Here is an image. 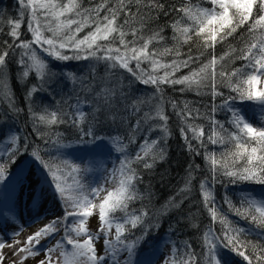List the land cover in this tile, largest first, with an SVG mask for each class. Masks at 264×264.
<instances>
[{
	"label": "snow or ice",
	"instance_id": "obj_1",
	"mask_svg": "<svg viewBox=\"0 0 264 264\" xmlns=\"http://www.w3.org/2000/svg\"><path fill=\"white\" fill-rule=\"evenodd\" d=\"M17 2L20 7L18 18L7 21V27L10 30L6 34L12 43L3 41V46L0 47V86H3L6 77L5 70L13 58L20 68L23 78H27L30 71L34 70L38 74V86L32 85L29 88L25 97L26 104L42 92H48L51 95L49 90L59 87L55 82L57 74L51 72L45 62L35 54L32 48L33 44L39 46L43 53L58 61L103 62L107 65L108 72L117 68L123 69L137 83L155 89V94L145 99L143 96H133L131 85H125L119 79L114 80L109 76L97 78L94 68L91 79L83 76L77 77L70 72L62 74V77L68 82L70 93L68 110H59V116L57 111H52L50 119L46 120L44 116H40L39 121L47 125L67 124L77 130L79 144H95L98 141L103 144L107 141L112 150L119 154L118 166H113L111 169L103 157H94L79 164L67 158H58L57 163L70 167L76 173L83 174V182H78L77 191L79 194L74 197L65 196L66 189L61 186V175H58L62 169L43 159L40 149L35 145L30 146L27 138L24 139L22 146L18 142V135L15 134L0 144V182L5 181L9 176V169L16 163L17 158L27 152L47 172L56 198L61 202L63 209L62 217L53 219L29 235L22 246H20V241H16L15 245H9L13 249L12 256L20 252L27 253V256L21 258L19 264H23V261L28 257H36L40 252H43L45 257L37 259L35 264H59L61 257L63 264H176V254L181 251L179 241H167L165 246L170 251L168 254H162L158 259L145 257L137 259V249L144 241L140 237L129 238L132 235V230L138 226L141 227L145 240L148 238L149 232L157 231L160 228V223H145L146 219L152 220L146 208L129 212V205L134 201H143L151 197V193H148V197H146L144 193L138 191L137 186L143 182L144 177L136 168L132 167L133 163L141 166L144 170H151L158 160L162 161L166 158L165 148L158 147L162 141L164 144L167 143L169 135L168 116L163 107L165 103L162 95L163 85H183L184 87L180 89L181 92L186 88L192 89L194 85L197 90L202 86L208 87L212 103L210 106H206L210 109L205 117L208 119L210 127L207 143L224 145L226 141L231 142L236 151L228 153V155L237 158L233 160V167L238 160L244 161L241 167L236 170H230L227 164H221L215 158V153L207 152L203 128H200V134L197 136L196 129L188 124L189 120L199 119L203 114L198 109L194 114L187 104L180 107L175 101H170L171 108L176 110L175 114L183 124L179 131L181 138L185 141V149L196 156H199L203 150L205 159L209 161L210 178L200 182L199 190L201 202L210 213L213 224L217 220V202L211 195L208 186L214 187L224 178H227L232 185L239 183L264 185V127H254L246 118L241 107L238 106L244 102H251L258 106L257 110L264 121V88L255 87L261 82L260 78L264 76V0H207L212 7L196 8L195 10L192 7L173 9L178 14H182V20L186 18L194 25L191 28H177L176 24L171 26L174 31L172 39L176 44L187 43L192 40V36H196L197 39L203 41L205 47L214 48L216 43H223L238 28L246 24L250 32L258 30L261 33L257 42L250 43L241 50V54L237 57L243 61L241 67L219 74L221 77L219 85L216 82L215 65L217 61L215 56L209 64L200 69L202 75L199 80L194 79L196 73H193L192 77L185 75L175 78L177 71L189 67L193 62L194 58L191 55H188L184 60L173 59L169 64H163L152 58L156 55L155 49L151 53L148 51L149 44L164 42L165 37L161 33H154L151 37L145 38L138 36L139 30L133 28L131 30L133 39H125L128 33L122 29L128 24L129 18L139 16L144 8L155 12L165 11L164 5L158 3V0H148V3L143 6H141L140 0H119V7L115 5L110 7L107 0H103L93 8L83 9L77 0H68L64 4H61L59 0H27V2L17 0ZM133 6L136 7L135 12L132 11ZM101 12L105 13L102 17L100 16ZM38 13H40L39 17ZM121 13L125 16L124 24L117 25V18ZM26 14L28 17L27 30L32 36V40L28 42L20 39L19 32L24 24ZM165 15H167L166 11ZM62 16L65 17L64 20L60 19ZM176 23L178 24L179 21ZM93 24L95 27L92 31L82 38H77L85 26ZM45 31L51 35L45 37ZM113 41H117L119 47H110L109 45ZM17 49L23 50L22 55H17ZM165 52L172 53L175 57L181 55L178 48L165 49ZM144 63L151 65L152 72L164 69L163 74L149 73L141 67ZM210 66L213 70L209 74L207 69ZM206 80H210V84H205ZM221 86L227 87L234 94L225 96L219 90ZM5 95L7 96L6 92ZM218 96L222 98L220 104L215 102ZM81 97H85V99ZM7 100L9 110L16 111L11 105L12 97L7 96ZM145 107L148 111H142ZM84 108L91 109L90 113H86ZM218 109L227 111L231 131L224 127L223 121L215 119ZM31 115L35 116V113H31ZM129 115L139 117L131 123L130 127ZM102 123L110 125L115 134L98 135L96 129ZM120 128L125 129L126 138L119 134L118 129ZM185 128L188 129L187 132ZM154 132H160L162 135L150 140ZM189 132L196 140L195 145L189 139ZM221 132L225 135H221ZM37 134L39 135V133ZM138 136H142L143 139L134 155L130 154L129 145L136 144ZM54 143H56L57 152L71 147L67 144ZM30 147L31 151L29 152ZM154 149L155 151H153ZM224 154L222 153V155ZM198 168L199 165L189 166L184 186L176 196L169 198L171 209H178L188 198L187 193L191 190L189 186L195 179L193 172ZM95 174H100L102 178L99 181L88 179ZM177 197H180L178 201ZM96 200L100 202L94 203ZM225 203L241 220L247 221L249 227L247 229L233 228L226 217L221 216V234L217 235L212 227H209L203 234L207 264H221L222 259L217 258V253L221 249L234 252L242 257L247 264H257V262L264 264V255L256 254L255 261H253L250 255H246L245 251L240 250L243 246L256 252L257 245L250 240L242 241L238 238L240 234L250 235L252 231L249 229L251 228L258 233V240H264V197L257 200L250 194L242 195L241 203L248 205L244 211H241L240 208H233L230 200L226 199ZM117 212L122 215L116 217L115 213ZM94 214L98 218L99 226L95 231H90L86 226V221ZM163 215H167V212ZM70 221L75 222L74 226H69ZM181 222L182 217H177L176 223ZM114 224L115 233L113 234ZM189 226L198 227L196 224ZM169 227L172 232L176 231V225H169ZM20 231H23L22 226ZM232 233H236V235H232ZM18 234V232H14L12 236L15 237ZM52 241L56 242L52 243ZM97 243L100 244L99 251ZM65 244L71 247V251H61L54 260L52 254L62 249ZM4 247L5 243L0 238V250ZM183 248L187 250V258L182 260L181 264H197V256L192 252L191 245L186 244ZM260 250L264 251V247ZM0 264H4L2 253H0ZM12 264H17V262L13 260Z\"/></svg>",
	"mask_w": 264,
	"mask_h": 264
},
{
	"label": "trees",
	"instance_id": "obj_2",
	"mask_svg": "<svg viewBox=\"0 0 264 264\" xmlns=\"http://www.w3.org/2000/svg\"><path fill=\"white\" fill-rule=\"evenodd\" d=\"M25 2H27V0H25ZM59 2L64 4L67 3L68 0H59ZM77 2L83 9L93 8L97 4L102 3L103 0H77ZM140 2L141 6H143L148 3V0H140ZM107 3L110 7L113 5L117 7L120 6L119 0H107ZM158 3L164 5V10L167 12V15H165V11L155 12L144 8L139 16L129 18L128 24L125 25L122 30L128 33L125 38L126 40L133 39L131 36V30L133 28L139 30L138 36H143L145 38L151 37L154 33H161L165 37L164 42L160 44L154 42L148 46V51L150 53L155 49L156 55L152 58L160 63L169 64L173 59L184 60L188 55H191L194 58L193 62L189 65V67L181 68L177 71L175 73V78H181L185 75L192 77L193 73H196L197 75L194 79L199 80L202 75L200 73V69L203 68L204 65L209 64L213 56H215L217 61L215 65V72L217 74L216 82L218 84L221 79L219 74L221 72H231L233 69L241 67L243 61L237 59V57L241 54V50L245 49L246 45L257 42L261 37V33L258 30L250 32L248 25L246 24L243 27L238 28L236 32L231 37H228V39L223 43H216L214 48L205 47L203 41L197 39L196 36H192V40L187 43L180 42L179 44H176L172 39L174 31L171 26L176 24L177 28H191L194 27V25L186 18L182 20V14H178L173 11V9H179L181 7H192L194 9L209 8L212 7V5H210L207 0H158ZM132 11H136L135 6L132 7ZM19 12L20 7L17 0H4L3 10L0 14V47L3 46V41L12 43V40L6 34L10 30L7 27V21L18 18ZM104 14V12H101L100 16L102 17ZM37 15L39 17L40 13ZM71 18L75 19L76 17ZM60 19L64 20L65 17L62 16ZM27 20L28 17L26 14L24 24L19 29L20 39L25 42L32 40V36L27 30ZM124 20L125 16L121 13L117 18V25L124 24ZM141 20L143 21L142 23ZM177 21H179L178 24L176 23ZM94 27V24L91 26H85L78 34L77 38H82L88 32L92 31ZM161 30L163 31L161 32ZM44 35L45 37H48L51 33L45 31ZM109 46L116 48L119 47V44L117 41H113ZM32 48L33 50H36L39 46L33 44ZM176 48H178L181 53L179 57H175L172 53L165 52V49L174 50ZM22 52V49H17V55H22ZM226 53L228 55H225ZM222 57L223 59H221ZM42 58L40 57V59ZM47 61L50 63L49 67H52L55 72H58L55 81L59 85L58 88H60L63 92L67 90L69 91L68 82L62 77L63 73L70 72L77 77L83 76L91 79L92 69L94 68L97 78L109 76L114 80L119 79L125 85L130 84L131 94L133 96L139 94L137 91H140L143 88L148 89L152 95L155 94V89L153 87L137 83L130 76V74L123 69L117 68L112 72H108L107 65L103 62L86 60L63 62L49 58ZM221 65H223V67H221ZM141 67L149 73L156 75H162L164 71V69H157L155 72H152V67L148 63L142 64ZM212 70L213 69L210 66L207 69V72L210 74ZM5 71L6 77L4 79L3 86H0V140H2L10 128L18 129V142L21 146L23 145L24 139L27 138L30 146L35 145L38 149H40V155L43 159L49 161L57 167L56 156L54 157L53 152L56 148V143L54 142L60 143L69 139L78 141L79 136L77 130L67 124L47 125L39 121V117L46 114L48 117H45V119H50L49 114L46 113L48 111V107H45V112L40 106L41 101L49 104L51 103L50 96L44 95V92L36 95L26 104L25 97L27 96L29 88L32 85L38 86V74L35 73L34 70L30 71L27 78H23L21 70L15 63V58H13V60L9 62L8 68ZM205 84H210V80H206ZM182 87L184 86H162V95L165 101L163 107L165 114L168 116L167 128L169 133L167 143H163L166 158L162 161L158 160L151 170H144L136 163H133L132 165V167L136 168V170L144 177L143 182L137 186L138 191L144 193L146 197H148V193H151V197L146 198L143 201L132 202L129 205V212L146 208L149 212V216L152 217V220L149 221L146 219L145 223L157 222L160 223V228L157 231L149 232L148 238L145 240L141 227L138 226L136 229L132 230V235H130L129 238L131 239L133 236L140 237L141 240L144 241L141 243L139 249H137V259L141 257H150L152 253L160 250L165 242L174 240L179 241V246H181V251L176 254V264H181V261L187 258V250L183 248L186 244H190L192 252L196 254L197 264H207L205 259L207 252L204 247L203 234L209 227H212L217 235L221 234V216L226 217V219L230 222V226L233 228L247 229L249 227L247 221L241 220L239 216L229 209L228 205L225 203L226 199L230 200L233 208H240L241 211H244L248 205L246 203H241V196L250 194L253 197L255 193L264 190V185L253 183H239L232 185L229 183L227 178H224L222 182H217L214 187L208 186L211 195L214 196L217 202V220L215 224L212 223L210 213L204 208V205L201 202L199 190L200 182L210 178L209 161L205 159V152L203 150L199 156H196L192 152L185 149V141L181 138L179 131L180 128L183 127V124L181 123L179 117L175 114L176 110L171 108L170 101H175L180 107L187 104L188 108L193 110L194 114L197 109L203 114L199 119L189 120L188 124L192 125V127L196 129L197 136L200 134V128H203V136L207 152L209 154L215 153V158L219 160L221 164H227L230 170H236L241 167L244 161L238 160L233 167V160L237 158L228 155V153L236 151L234 144L231 142L226 141L224 145H212L207 143V137L210 135V127L208 119L205 117L210 109L206 106L209 105V102L212 103V98L208 94L209 88L202 86L199 90H197L194 85L192 89L186 88L185 91L181 92L180 89ZM219 90L224 91V88H220ZM5 92L7 93V96L12 97L11 105L16 111L13 112L9 110V102ZM229 93L234 94L230 91ZM42 96L45 98L42 99ZM215 102L217 104L221 103L218 102L217 98ZM61 106L63 105H58V110L64 111V108ZM90 111L91 109L88 108L87 113H90ZM31 113H35V116H32ZM137 118L139 117L131 115L128 116L129 127ZM215 119L223 121L224 127L229 129V131L232 130L229 128L228 113L226 110L218 109L215 114ZM96 131L97 134L101 136L115 134L111 126L106 123L100 124ZM118 131L119 134L125 136L126 138L125 129L120 128ZM185 131L187 132L188 129L185 128ZM218 131L220 130L218 129ZM37 133H39V135ZM188 134L189 139L195 145L196 140L192 138V133L189 132ZM221 135L225 134L221 132ZM142 139V136H138L136 144L129 145L128 151L130 154L134 155ZM30 151L31 147L29 149V152ZM222 153L225 154L222 155ZM29 158H32V156L27 152L19 156L16 163H14L9 169V174L16 171ZM190 165H199V168L193 172L195 179L192 180V183L189 186L191 190L187 193L188 198L184 200V203L181 204L178 209H171L169 198L176 196L178 191L184 186L185 178L187 177ZM40 168L44 175L48 177L47 172L41 167V165ZM179 199L180 197H177V201ZM209 207H211V205H209ZM165 212H167V215H163ZM115 215L116 217H120L122 214L117 212ZM177 217H182V222L179 224L176 223ZM190 224H196L198 227L192 228L189 226ZM169 225H176V231L172 232ZM249 231H252L250 235L245 236L240 234L238 238L242 241H252L253 244L257 245L256 252H253L251 248H244L243 246L240 250L245 251V254L250 255L253 261H255L256 254L264 255V251L260 250L264 247V240H258V233L254 232L251 228ZM232 235H236V233H232ZM230 252L241 264H247L242 257L232 251Z\"/></svg>",
	"mask_w": 264,
	"mask_h": 264
},
{
	"label": "rangeland",
	"instance_id": "obj_3",
	"mask_svg": "<svg viewBox=\"0 0 264 264\" xmlns=\"http://www.w3.org/2000/svg\"><path fill=\"white\" fill-rule=\"evenodd\" d=\"M3 5L4 0H0V14L3 10ZM34 51L39 58L43 57L42 59L47 65V68L51 72L58 75V72H55L52 67H49L50 63L47 61L48 58H53L43 53L40 48H36ZM233 80H235V77H233ZM260 81L261 82L255 87L264 88V76L260 78ZM219 84L220 81L218 82V85ZM220 88H224V91L222 92L225 96L230 95V90L227 87L221 86L219 89ZM49 91H51V95H49L48 92H44L43 94L50 96L51 103L49 104L41 101L40 106L45 112V107H48V111L46 113H48L51 118L50 114L52 111H57V115H60L57 108L58 105H63L61 107L64 108V111L68 110V97L70 93L68 90L63 92L60 88H56L55 90L50 89ZM137 92L139 94H136V96H143L145 99L152 95L146 88ZM44 98L45 97L42 96V99ZM81 98L84 99V97ZM216 98L218 99V102H222L221 97L218 96ZM153 103H155V101H153ZM208 104L209 105L207 106H210L211 102ZM238 106L241 107L242 111L246 114V118L253 124L254 127H264V121H262L261 114L257 110L258 106L253 105L251 102H244L243 104H238ZM87 110L88 108H84L86 113ZM142 110L148 111L146 107ZM46 115H44V117H48V115ZM14 134L18 135V129L10 128L2 140H0V144H2L5 140H9ZM160 135H162V133L154 132L152 133L150 140L155 139ZM78 141L69 139L67 141L60 142V144L71 145V147L63 149L61 152H57L55 148V151L53 152L54 157L56 156V162L58 158H67L79 164L80 162L88 161L94 157H103L109 169L113 166H118L119 154L112 150L107 141L103 144L99 141L95 144H79ZM158 147H163V142H161ZM153 151H155V149ZM56 166L62 169V172L58 173V175H61V186L66 189L65 196L74 197L78 195V182H83V174L76 173L70 167H65L59 163H57ZM101 178L100 174H95L93 177H89L88 179L99 181ZM253 197L257 200L264 197V190L255 193ZM99 202V200L94 201V203L97 204ZM62 215L63 209L61 207V202L56 198L50 179L44 175L39 163L36 162L33 157L27 159L15 172L9 174L5 181L0 182V238H2L5 243V247L0 250V253L4 256V264H12L13 260L19 264L21 258L27 256V253L24 252H20L15 256H12L13 249L10 248L9 245H15L16 241H20V246H22L23 242L26 241L29 235H32L35 231L44 227L53 219L62 217ZM70 223L74 226L75 222L70 221ZM21 226L23 227V231H20ZM86 226L90 231H95L97 229L99 222L95 214L88 218ZM112 231L114 234L115 224ZM14 232H18L19 234L13 237L12 234ZM57 239H59V237H57ZM55 242L56 241H52V243ZM165 245L166 242L162 245L160 250L152 253V255L148 258L158 259L162 254H168L170 250ZM96 246L99 251L100 244L97 243ZM61 251L70 252L71 247L65 244L62 249L54 252L52 254L54 260L60 255ZM44 257L45 254L40 252L36 257H28L25 259L23 264H35L37 259H43ZM217 258L222 259L221 264H241L227 249H221V251L217 253ZM59 264H63L62 257Z\"/></svg>",
	"mask_w": 264,
	"mask_h": 264
}]
</instances>
